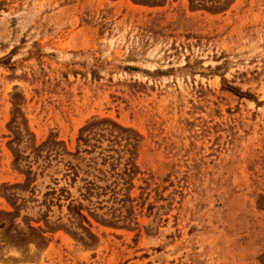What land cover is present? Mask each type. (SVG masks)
Listing matches in <instances>:
<instances>
[{
  "label": "rangeland",
  "instance_id": "1",
  "mask_svg": "<svg viewBox=\"0 0 264 264\" xmlns=\"http://www.w3.org/2000/svg\"><path fill=\"white\" fill-rule=\"evenodd\" d=\"M0 264H264V0H0Z\"/></svg>",
  "mask_w": 264,
  "mask_h": 264
},
{
  "label": "trees",
  "instance_id": "2",
  "mask_svg": "<svg viewBox=\"0 0 264 264\" xmlns=\"http://www.w3.org/2000/svg\"><path fill=\"white\" fill-rule=\"evenodd\" d=\"M137 3L142 4H154L158 5L161 4V0H134ZM104 139H107L110 143L109 149H103L100 153L103 158V163H108L110 166V171H112V175L115 179V182L113 184H107L106 186L98 185L96 182L87 181L86 182V191L87 195L91 196L95 193H101L107 191H110L113 196L116 197L118 192L121 191V189L118 187L128 185L130 181V177L136 173L137 170V164L135 163V157L134 155L136 150V138L134 135H132V132L128 129H125L118 125L117 123L109 120H102L93 122L88 127L84 128L81 131V135L79 137V143L83 144L85 146H90L92 149H96L97 145L96 143L102 144ZM93 141H96L93 143ZM125 143L124 147L126 148V152L131 156L129 159L125 160V163L123 164V153L122 151L118 149H114V145H121ZM51 147V146H50ZM113 152V154H107ZM18 158L16 159V161ZM122 165V168L120 169L119 166ZM69 169L71 171V175L76 176L78 174V169L76 166L70 164ZM102 172V171H100ZM30 171L26 173L27 177L29 178ZM105 177L104 179H106ZM101 190V191H99ZM72 210H76L77 207L73 205V203L69 206ZM81 207H78V211H80ZM80 215V214H79ZM82 218H85L81 215Z\"/></svg>",
  "mask_w": 264,
  "mask_h": 264
}]
</instances>
